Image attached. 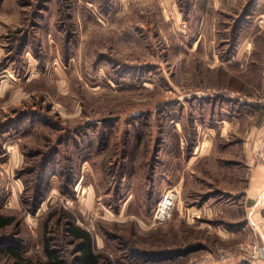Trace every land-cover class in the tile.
I'll list each match as a JSON object with an SVG mask.
<instances>
[{"label":"rangeland","instance_id":"1","mask_svg":"<svg viewBox=\"0 0 264 264\" xmlns=\"http://www.w3.org/2000/svg\"><path fill=\"white\" fill-rule=\"evenodd\" d=\"M263 126L264 0H0V264H264Z\"/></svg>","mask_w":264,"mask_h":264},{"label":"trees","instance_id":"2","mask_svg":"<svg viewBox=\"0 0 264 264\" xmlns=\"http://www.w3.org/2000/svg\"><path fill=\"white\" fill-rule=\"evenodd\" d=\"M12 220V216L0 214V228L11 223ZM70 234L75 240H79L77 244L79 254L76 256L74 264H100L101 257L92 250L89 233L80 227H74ZM46 250L49 257L47 264H58V258L53 254L54 251L48 250V247ZM10 251L13 252L11 249Z\"/></svg>","mask_w":264,"mask_h":264},{"label":"crops","instance_id":"3","mask_svg":"<svg viewBox=\"0 0 264 264\" xmlns=\"http://www.w3.org/2000/svg\"><path fill=\"white\" fill-rule=\"evenodd\" d=\"M244 206H246L249 220L264 208V159L256 165L253 174L246 180Z\"/></svg>","mask_w":264,"mask_h":264},{"label":"built area","instance_id":"4","mask_svg":"<svg viewBox=\"0 0 264 264\" xmlns=\"http://www.w3.org/2000/svg\"><path fill=\"white\" fill-rule=\"evenodd\" d=\"M259 140L264 141V126L259 132ZM178 196V191L174 187L165 190L157 199L152 220L153 223H162L171 215V210Z\"/></svg>","mask_w":264,"mask_h":264}]
</instances>
